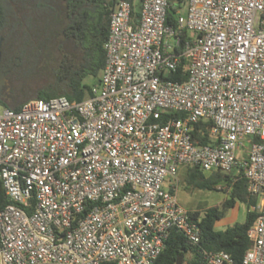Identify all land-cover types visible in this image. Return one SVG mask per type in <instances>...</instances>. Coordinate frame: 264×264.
<instances>
[{
    "label": "built area",
    "instance_id": "2783aa9c",
    "mask_svg": "<svg viewBox=\"0 0 264 264\" xmlns=\"http://www.w3.org/2000/svg\"><path fill=\"white\" fill-rule=\"evenodd\" d=\"M186 7L169 27L168 0H141L137 20L120 1L87 98L0 107V264H153L173 231L203 264H235L199 247L180 167L242 176L256 217L241 264H264V0ZM182 59L186 80L165 79ZM199 122L208 144L191 136Z\"/></svg>",
    "mask_w": 264,
    "mask_h": 264
},
{
    "label": "trees",
    "instance_id": "16d2710c",
    "mask_svg": "<svg viewBox=\"0 0 264 264\" xmlns=\"http://www.w3.org/2000/svg\"><path fill=\"white\" fill-rule=\"evenodd\" d=\"M120 1L132 4L133 18L137 20L141 0H0V61L10 73V96L14 98L12 105L1 98L0 104L19 111L30 100L63 96L70 102H80L87 98L90 87L98 83L103 71L109 16ZM186 2L168 0L166 26L175 27V14L186 12ZM180 38L183 42L186 33H180ZM181 51L182 47L175 49V52ZM187 65L188 61L182 59L176 71L166 73L164 78L185 81ZM88 78L91 85L85 82ZM17 83L22 85L25 95L20 94ZM210 125L209 122L194 125L193 140L200 144L210 143L207 135ZM185 180L187 188L216 191L219 185L225 186L223 191L227 197L220 205L194 213L195 217H200L199 247L227 252L235 264H241L250 245L247 231L256 217L251 211L255 199L248 195L246 181L234 172H213L205 178L197 168H188ZM237 203L246 207L244 221L215 230V222ZM7 204L9 201L0 187V210ZM187 254L190 256L186 259ZM179 258L187 264H203L198 247L173 231L153 264H177Z\"/></svg>",
    "mask_w": 264,
    "mask_h": 264
},
{
    "label": "rangeland",
    "instance_id": "374dc122",
    "mask_svg": "<svg viewBox=\"0 0 264 264\" xmlns=\"http://www.w3.org/2000/svg\"><path fill=\"white\" fill-rule=\"evenodd\" d=\"M9 76H8V83L5 89L2 90L0 98L7 101L9 105H12L13 104L12 100L14 98L13 96H10L11 85L9 82ZM85 82L87 85H91V80L89 78L86 79ZM16 87L20 91V94L22 96L26 94V91L22 90V85H18L17 83ZM0 107L3 106L0 104ZM186 174H187V168L181 167L177 170L178 184L176 190V201L178 205L181 206L186 211L189 212L198 211L202 213L208 207L220 205L227 197V194L224 193L223 191L225 189V186L223 185H219L218 187H216V191L208 190V189L187 188L186 180H185ZM202 174L205 178H208L211 176L212 173H202ZM163 188L165 190L168 189L166 184H164ZM245 214H246L245 206L238 204L233 209H230L223 218L216 221L214 228L215 230H224L235 223H242L245 219ZM189 256L190 255L187 254L185 258L187 259L189 258Z\"/></svg>",
    "mask_w": 264,
    "mask_h": 264
},
{
    "label": "flooded vegetation",
    "instance_id": "af4514ba",
    "mask_svg": "<svg viewBox=\"0 0 264 264\" xmlns=\"http://www.w3.org/2000/svg\"><path fill=\"white\" fill-rule=\"evenodd\" d=\"M1 68H5L1 70ZM8 76H9V71L6 65L2 64L0 61V96L2 90L5 89L7 83H8Z\"/></svg>",
    "mask_w": 264,
    "mask_h": 264
},
{
    "label": "crops",
    "instance_id": "0c3cea01",
    "mask_svg": "<svg viewBox=\"0 0 264 264\" xmlns=\"http://www.w3.org/2000/svg\"><path fill=\"white\" fill-rule=\"evenodd\" d=\"M181 168V167H180ZM184 168H186V167H184ZM187 170H188V168H187ZM172 180L169 178V177H167L166 178V180H165V182H164V184H166L167 185V187H168V189L167 190H169L170 189V187H171V185H172ZM163 187H164V185H163ZM236 205H238V203L236 204ZM235 205V206H236ZM242 205V204H241ZM246 208V207H245ZM233 209V208H232Z\"/></svg>",
    "mask_w": 264,
    "mask_h": 264
},
{
    "label": "water",
    "instance_id": "95a60500",
    "mask_svg": "<svg viewBox=\"0 0 264 264\" xmlns=\"http://www.w3.org/2000/svg\"><path fill=\"white\" fill-rule=\"evenodd\" d=\"M1 41H2V38H1ZM0 58H1V52H0ZM3 69H5V68H1V70H3ZM181 263V258H179L178 260H177V264H180Z\"/></svg>",
    "mask_w": 264,
    "mask_h": 264
}]
</instances>
